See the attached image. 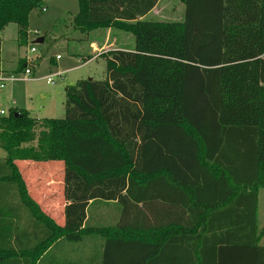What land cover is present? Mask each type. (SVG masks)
Listing matches in <instances>:
<instances>
[{
  "label": "trees",
  "instance_id": "1",
  "mask_svg": "<svg viewBox=\"0 0 264 264\" xmlns=\"http://www.w3.org/2000/svg\"><path fill=\"white\" fill-rule=\"evenodd\" d=\"M44 1L0 0V34L15 23L26 42ZM158 1L80 0L78 31L131 32L135 49L67 85L63 119L0 117V264H44L60 238L62 264H264V0H182V22L141 20ZM42 170L65 202L55 217L31 190ZM101 201L118 209L108 226Z\"/></svg>",
  "mask_w": 264,
  "mask_h": 264
},
{
  "label": "rangeland",
  "instance_id": "2",
  "mask_svg": "<svg viewBox=\"0 0 264 264\" xmlns=\"http://www.w3.org/2000/svg\"><path fill=\"white\" fill-rule=\"evenodd\" d=\"M79 10L80 0H46L35 6L29 14L26 42L19 40L15 23L9 24L1 32L2 72L10 77L17 73L20 59H25L32 63L33 73L27 81H10L8 87L0 91V110H7L8 113L15 106L19 109L28 108L33 116L63 119L66 114V83L74 84L77 79L91 76L98 80L105 78L106 63L101 60L78 68L81 62L78 60L80 54L76 52L77 39L86 35L75 27V17ZM184 13L182 0H161L152 17L156 20L182 22ZM40 38L44 41L38 42ZM32 47L37 51L31 52ZM59 71L65 72L60 74ZM49 76L55 81L54 84L48 82ZM4 157L6 152L0 148V158ZM260 201L261 222L264 223L263 187H260ZM91 211L93 217L106 216L105 220L100 219L99 226H108L111 224L108 223L111 222L109 219L115 220L118 216V209L113 203H93Z\"/></svg>",
  "mask_w": 264,
  "mask_h": 264
},
{
  "label": "crops",
  "instance_id": "3",
  "mask_svg": "<svg viewBox=\"0 0 264 264\" xmlns=\"http://www.w3.org/2000/svg\"><path fill=\"white\" fill-rule=\"evenodd\" d=\"M46 1V0H45ZM44 1V2H45ZM161 0L158 1L157 5L146 15L142 16L140 19L141 20H147V21H164V20H156L153 19L152 14L154 11L157 9L159 3ZM185 16V13H184ZM184 21V19H183ZM86 34L85 36L79 37L77 39V45H78V52L80 55L78 57V60L81 62L78 68L80 67H87L89 66L92 62H99L100 60L103 61V63H106L104 54L111 50H128L132 51L135 49V36L131 32H127L121 29L117 28H97L94 29ZM44 41V40H43ZM22 58V57H21ZM1 68V67H0ZM2 71V70H1ZM16 71V70H15ZM17 72V71H16ZM65 71H59L58 73L63 74ZM90 76V75H88ZM82 78V77H81ZM91 78H93L91 76ZM79 80V79H77ZM27 81V80H26ZM70 83H66V86ZM66 88V87H65ZM64 88V89H65ZM4 91V90H2ZM15 102V101H14ZM15 107V106H14ZM21 109H26L29 111L30 115L35 118H41L39 116H33L31 114V111L28 108H21ZM3 110V109H2ZM7 113V110H5ZM43 118V117H42ZM43 170L42 173L35 175L37 177V183L35 184V188L31 187V190L33 192H36L35 197L37 201H39L44 210L48 212L50 215L53 217L56 216V214H61L62 208L65 204L61 194L59 193L58 196L56 194V181L51 177L50 174L47 172H44ZM36 179V178H35ZM35 179H32L33 184L35 182ZM260 193H259V212H258V220L260 223V228L264 230V223L261 222V206H260ZM106 213V212H104ZM117 219H109L111 222H115ZM102 219H106V216H102ZM108 222V223H111ZM33 237L32 236H26L24 237L23 241L24 243L32 244L33 243ZM61 238L57 241H55L50 249L52 250L53 253V258L46 259L44 261V264H62L64 259H68L69 261H73V253L69 252L72 249L71 245L66 246V250H69L68 252H63V247L60 246L61 244L57 246L56 244L58 242H61ZM260 244L264 246V235L262 236V240L260 241ZM49 251H47L43 256H45ZM74 260H78L77 257H74ZM50 262V263H49ZM72 263V262H70Z\"/></svg>",
  "mask_w": 264,
  "mask_h": 264
},
{
  "label": "built area",
  "instance_id": "4",
  "mask_svg": "<svg viewBox=\"0 0 264 264\" xmlns=\"http://www.w3.org/2000/svg\"><path fill=\"white\" fill-rule=\"evenodd\" d=\"M43 10H46L45 8ZM36 48L32 47L31 52H36ZM27 67L24 71L22 72H17L15 74H11L10 77H7L2 71L0 72V91L6 89L8 87V83L10 81H15V80H27L33 73V68H32V63L31 62H26ZM48 82L54 84L55 81L51 76L47 78ZM0 114L4 115L6 114L5 110H0Z\"/></svg>",
  "mask_w": 264,
  "mask_h": 264
},
{
  "label": "water",
  "instance_id": "5",
  "mask_svg": "<svg viewBox=\"0 0 264 264\" xmlns=\"http://www.w3.org/2000/svg\"><path fill=\"white\" fill-rule=\"evenodd\" d=\"M43 40H44L43 38H40V39L38 40V42H43Z\"/></svg>",
  "mask_w": 264,
  "mask_h": 264
}]
</instances>
